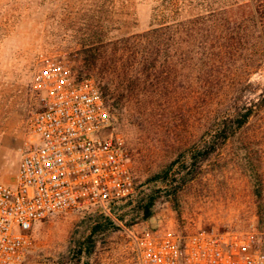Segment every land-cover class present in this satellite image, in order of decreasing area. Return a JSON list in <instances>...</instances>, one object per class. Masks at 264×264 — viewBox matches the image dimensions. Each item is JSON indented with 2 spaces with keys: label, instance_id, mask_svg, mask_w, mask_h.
<instances>
[{
  "label": "rangeland",
  "instance_id": "rangeland-1",
  "mask_svg": "<svg viewBox=\"0 0 264 264\" xmlns=\"http://www.w3.org/2000/svg\"><path fill=\"white\" fill-rule=\"evenodd\" d=\"M87 49L92 77L102 71L119 96L113 133L136 193L104 215L35 223L23 264H137L133 237L147 231L249 232L264 250V0H0V183L17 173L26 119L43 107L39 62L66 58L76 72ZM247 106L248 122L192 165L211 126L235 124ZM176 160L165 182L152 179ZM153 191L146 216L138 205Z\"/></svg>",
  "mask_w": 264,
  "mask_h": 264
},
{
  "label": "built area",
  "instance_id": "built-area-1",
  "mask_svg": "<svg viewBox=\"0 0 264 264\" xmlns=\"http://www.w3.org/2000/svg\"><path fill=\"white\" fill-rule=\"evenodd\" d=\"M34 89L43 103L26 119L12 185L0 183V264H23L33 225L50 216L132 198L136 182L113 116L93 77L78 79L66 58L39 62ZM137 264H264L252 234L143 232Z\"/></svg>",
  "mask_w": 264,
  "mask_h": 264
},
{
  "label": "trees",
  "instance_id": "trees-1",
  "mask_svg": "<svg viewBox=\"0 0 264 264\" xmlns=\"http://www.w3.org/2000/svg\"><path fill=\"white\" fill-rule=\"evenodd\" d=\"M149 33L150 32H147L145 35H149ZM84 54L85 56L82 60L81 67L79 68V70L76 71V76L79 80L86 77H92V71L96 67L95 60H91L92 58L91 50L88 49L85 50ZM102 75L103 74L101 71V77H98L95 80L105 100V103L111 115L113 116L112 120H113V125L115 126L118 123V120L119 121L121 120V114L123 113L122 105L120 103L119 96L115 97L114 95H112V93L110 92L112 88L111 84L108 81H105L104 76ZM242 110H244V112L239 113L238 116L233 118L235 119L234 120L235 124L233 121L232 122L230 121L232 120V118H230V116H227L225 119L211 126L215 134L211 140L204 141L202 148L199 151H197L196 154H192V156H190L189 159L192 160V165L197 164V161L198 162L206 161L210 157V155L216 151L218 146L224 144L228 139L233 137L234 134L236 133V130L243 127L248 122L249 118L253 113V108L251 106L250 107L247 106L244 107ZM177 161L178 160L172 161L166 169L154 174L152 179L154 181L165 182L170 174V171L172 170L173 166L177 163ZM155 192L157 191L151 192L150 194L147 195L146 198L142 199L139 202L138 206L146 216L150 214L151 208L156 203L157 196L155 195ZM114 205L116 204H110L109 209L111 208V206ZM98 211L103 215L105 214V212L100 208H98ZM106 218L109 221H111L109 217L106 216ZM96 228L100 229L101 224L97 225Z\"/></svg>",
  "mask_w": 264,
  "mask_h": 264
},
{
  "label": "crops",
  "instance_id": "crops-1",
  "mask_svg": "<svg viewBox=\"0 0 264 264\" xmlns=\"http://www.w3.org/2000/svg\"><path fill=\"white\" fill-rule=\"evenodd\" d=\"M16 174L17 173H14L11 177H5V178H3L2 183L8 184V185L14 184L15 183Z\"/></svg>",
  "mask_w": 264,
  "mask_h": 264
}]
</instances>
